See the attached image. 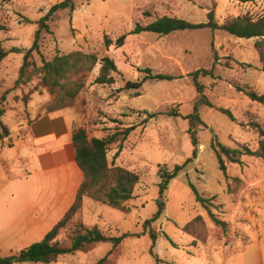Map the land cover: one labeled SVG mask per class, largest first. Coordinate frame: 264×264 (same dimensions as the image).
<instances>
[{
  "label": "rangeland",
  "instance_id": "obj_1",
  "mask_svg": "<svg viewBox=\"0 0 264 264\" xmlns=\"http://www.w3.org/2000/svg\"><path fill=\"white\" fill-rule=\"evenodd\" d=\"M61 1L0 0V39L10 48L19 47L23 51L30 48L37 21ZM73 3L74 10L61 9L53 15L50 31L43 30L41 34V52L34 51L33 57L41 64L42 57L51 59L57 53L80 50L114 59L119 68L114 73L116 81L97 83L98 63L88 74L76 101L87 113L84 124L91 136L120 133L109 146V162L138 173L140 180L133 198L125 203L128 211L101 202L91 206L96 200L85 197L83 214L76 215L60 233L63 245L71 243L74 230L84 220L114 236L144 230V221L158 209L160 171L173 169L193 154L190 123L185 118L201 96L193 73L214 68L213 75L202 72L198 80L215 107L229 108L236 120L200 104L199 113L205 124H196L200 138L198 155L171 180L163 194L166 209L151 224L159 241L152 250L159 255V262L150 252L153 240L147 231H143L146 234L143 237L128 239L125 248L133 250L136 264H264V242L260 246L257 241H264V158L243 155L242 163H232L225 157L227 171L223 172L212 148L213 140L230 147L245 145L256 149L259 145V135L250 123L255 121L264 126V103L237 88L264 93V62L254 47L256 38H239L225 30L206 27L177 30L168 35L151 31L128 34L123 46L107 47L104 40L105 36L116 40L130 33L136 24L146 25L162 16L195 23L207 22L210 10H214L218 23L245 13L259 17L264 15V0L248 4L237 0H73ZM147 68L153 74L174 78H150L139 88H126L128 80L138 81L147 75ZM39 83L36 77L23 85L29 92L47 91ZM173 111L181 116L172 114ZM130 127L133 129L123 138L124 129ZM191 182L211 198L209 207L216 217L227 222L226 228L216 224L197 200ZM200 215L204 224L197 219ZM192 227L201 234L198 239L190 231ZM103 252L78 251L53 264L95 262Z\"/></svg>",
  "mask_w": 264,
  "mask_h": 264
},
{
  "label": "trees",
  "instance_id": "obj_2",
  "mask_svg": "<svg viewBox=\"0 0 264 264\" xmlns=\"http://www.w3.org/2000/svg\"><path fill=\"white\" fill-rule=\"evenodd\" d=\"M240 2H253L255 0H237ZM61 9L74 10L75 5L73 0H63L51 6V8L37 21L38 27L35 32L34 41L30 48L23 51V48L11 47L9 50L4 45V41L0 39V64L9 52H24V60L19 69L18 78L15 86L27 84L36 77L40 79V86L45 88L53 98L48 102L47 112H53L69 106H72L80 92L86 84V78L93 71L95 66L100 63L99 75L96 78L97 83L113 84L116 81L114 73L119 72V68L114 59L108 55L99 57L96 53H87L76 50L70 53H57L51 59L42 57V63L34 59V51L40 53V38L43 30L50 31L49 21L53 15ZM222 29L239 38H256L254 47L259 54L260 61L264 62V15L253 17L250 13L238 15L236 17H228L223 23H218L215 19L214 10L208 12L207 22H191L180 17L162 16L149 22L146 25L136 24L130 33H124L116 40L105 36V46L109 47L112 44L123 46L128 34H138L145 31H151L160 35H168L177 30H192L198 28ZM212 69H199L194 75L195 85L200 93V98L194 105L193 112L186 115L189 119L190 127L189 134L194 145L193 154L187 158L182 164H176L173 169H165L160 171L161 181L159 183V197L156 199L158 209L156 212L144 221V232L147 231L153 240L150 252L159 262V256L155 254L152 248L157 241V234L151 227V224L159 219L166 209V203L163 199V194L168 188L171 180L176 178L180 172L192 162L198 155V147L200 138L196 129V124H205L199 113L200 104H206L209 107L216 108L229 116L233 121L236 120L233 112L229 108L215 107L204 93V85L198 80L199 75H213ZM148 74L141 80L126 82V88H139L147 79H173L174 77L168 74L157 73L153 74L151 69L147 68ZM238 90L245 91L247 95L256 101L264 103V93L259 94L255 90H245L237 86ZM34 92V91H31ZM6 93L2 95L0 101V139L9 135V129L4 125L1 116L4 112V101ZM174 115H180L177 111H173ZM250 125L259 135V145L256 149L243 145L242 147H230L219 141H212V148L216 153L220 168L223 172L227 171L225 157L232 163H242L243 155H250L264 158V126L258 122H251ZM133 127L126 128L123 131V138L131 132ZM120 133H115L109 137L91 136L85 126L76 128L73 132V142L76 147V160L84 173V180L79 188L76 200L65 216L45 235L40 241L34 242L31 245L21 249L17 254L0 257V264H19L25 261L52 263L68 253L76 251L88 252L92 250L98 242H111L112 250L120 249L124 238L131 233H123L119 236H113L105 233L98 226L89 228L84 224L77 225L71 236V245L64 246L58 239L62 229L80 214L85 197L92 198L98 202L106 203L121 211H128L126 201L133 198L135 187L140 180L138 173L120 166L110 163L108 159V149L112 142L118 139ZM122 134V133H121ZM191 187L200 203L209 211L211 218L216 224L222 227L227 226V222L216 217L210 209L211 198L206 197L198 191L196 186L191 182ZM204 224L203 217H197ZM192 233L193 227L190 230ZM190 233V234H192ZM197 234V236L195 235ZM196 239L200 233L193 234ZM96 264H117L115 259L110 255L100 258ZM158 264V263H157Z\"/></svg>",
  "mask_w": 264,
  "mask_h": 264
},
{
  "label": "crops",
  "instance_id": "obj_3",
  "mask_svg": "<svg viewBox=\"0 0 264 264\" xmlns=\"http://www.w3.org/2000/svg\"><path fill=\"white\" fill-rule=\"evenodd\" d=\"M4 45L10 49L6 42ZM18 55L21 59L11 51L0 64V101L6 93L1 120L9 129V135L0 139V257L15 255L43 239L72 207L84 180L76 160L73 132L85 126L87 113L77 101L72 106L47 112L52 99L47 91L29 92L24 85L15 86L24 52ZM22 135L26 138L22 139ZM97 202L92 201L91 206H97ZM83 211L84 207L81 215ZM83 223L89 228L97 225L86 220ZM143 231L130 232L120 249L113 252L111 242H98L85 253L94 254L101 249L104 254L86 264H96L106 255L117 264H128L129 260V264H136L133 250L125 248V242L145 236ZM58 239L62 240L61 234ZM257 241L260 246L264 242ZM158 243L157 240L155 246ZM260 250L262 257L263 249ZM53 263L56 262L46 264Z\"/></svg>",
  "mask_w": 264,
  "mask_h": 264
},
{
  "label": "built area",
  "instance_id": "obj_4",
  "mask_svg": "<svg viewBox=\"0 0 264 264\" xmlns=\"http://www.w3.org/2000/svg\"><path fill=\"white\" fill-rule=\"evenodd\" d=\"M21 138H22V139H25V138H26V135H22Z\"/></svg>",
  "mask_w": 264,
  "mask_h": 264
}]
</instances>
